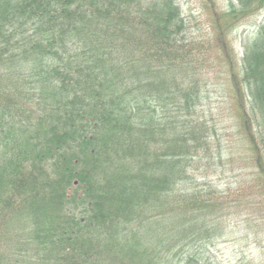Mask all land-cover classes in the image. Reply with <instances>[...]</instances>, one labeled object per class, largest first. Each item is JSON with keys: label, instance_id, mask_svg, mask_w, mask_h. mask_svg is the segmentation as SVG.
I'll return each mask as SVG.
<instances>
[{"label": "trees", "instance_id": "16d2710c", "mask_svg": "<svg viewBox=\"0 0 264 264\" xmlns=\"http://www.w3.org/2000/svg\"><path fill=\"white\" fill-rule=\"evenodd\" d=\"M202 2L196 39L177 0H0V264H222L230 201L194 175L216 153L207 56L264 193V0Z\"/></svg>", "mask_w": 264, "mask_h": 264}, {"label": "rangeland", "instance_id": "374dc122", "mask_svg": "<svg viewBox=\"0 0 264 264\" xmlns=\"http://www.w3.org/2000/svg\"><path fill=\"white\" fill-rule=\"evenodd\" d=\"M188 22V35L196 39L214 35L211 13L202 0H177ZM237 2V0H228ZM220 11H226L227 0H217ZM264 11L251 22L261 24ZM257 26L242 24L231 36L235 55L244 56V45L254 37ZM206 98L201 114L215 126V154L203 158L194 175L213 183L230 201L224 237L211 248L212 255L222 264H264V193L253 165L248 145L237 123L233 71L219 53L212 52ZM9 246L2 241L1 249Z\"/></svg>", "mask_w": 264, "mask_h": 264}]
</instances>
